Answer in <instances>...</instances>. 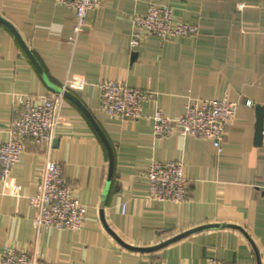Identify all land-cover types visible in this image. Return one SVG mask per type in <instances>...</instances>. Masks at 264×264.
<instances>
[{"label": "crops", "instance_id": "1", "mask_svg": "<svg viewBox=\"0 0 264 264\" xmlns=\"http://www.w3.org/2000/svg\"><path fill=\"white\" fill-rule=\"evenodd\" d=\"M151 3L171 5L198 34H151L132 48L130 16ZM77 22L75 9L56 0H0V142L28 97L65 87L50 157L87 207L79 230L36 229L30 196L46 155L28 139L10 176H0V255L10 248L49 264H201L212 256L264 264V0H107L80 31ZM106 79L152 92L148 114L160 106L180 115L193 98L237 102L223 149L181 128L155 136L149 117L107 115ZM154 159L183 162L185 202L149 196Z\"/></svg>", "mask_w": 264, "mask_h": 264}, {"label": "built area", "instance_id": "2", "mask_svg": "<svg viewBox=\"0 0 264 264\" xmlns=\"http://www.w3.org/2000/svg\"><path fill=\"white\" fill-rule=\"evenodd\" d=\"M59 4L75 9L80 31L87 21L88 13L102 6L107 0H56ZM134 33L131 47H140L151 34L163 40L198 34L196 23L184 22L176 17L171 5L149 4L144 13L131 16ZM101 109L107 115L120 119L153 120L155 136L169 137L178 128L185 134L209 138L218 151L224 147L228 128L236 118L238 103L227 98H193L185 113L167 115L163 108L155 106L151 114L146 104L154 100L149 90L133 87L121 80L106 79L100 83ZM66 97V88L50 94L33 95L16 108V118L10 130V138L0 142V176H10L31 139L46 155L44 170L36 192L30 196L35 208L34 225L42 228L79 230L83 228L87 207L75 195V188L64 175L62 164L50 157L58 127L61 124V108ZM264 142V126L262 130ZM149 196L155 200L185 202L188 199L189 179L185 176L180 160H152L147 170ZM125 211V205L123 206ZM0 264H49L39 253L6 248L0 255ZM201 264H252L242 261L208 257Z\"/></svg>", "mask_w": 264, "mask_h": 264}, {"label": "water", "instance_id": "3", "mask_svg": "<svg viewBox=\"0 0 264 264\" xmlns=\"http://www.w3.org/2000/svg\"><path fill=\"white\" fill-rule=\"evenodd\" d=\"M263 126H264V112L262 111L259 114V121H258V128H257V138L260 143H263V135H262Z\"/></svg>", "mask_w": 264, "mask_h": 264}]
</instances>
